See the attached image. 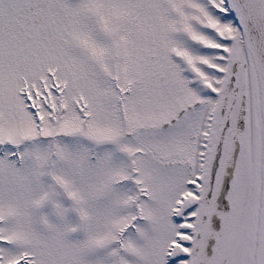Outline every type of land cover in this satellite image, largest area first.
<instances>
[{
  "label": "snow or ice",
  "instance_id": "obj_1",
  "mask_svg": "<svg viewBox=\"0 0 264 264\" xmlns=\"http://www.w3.org/2000/svg\"><path fill=\"white\" fill-rule=\"evenodd\" d=\"M0 264H264V0H0Z\"/></svg>",
  "mask_w": 264,
  "mask_h": 264
}]
</instances>
